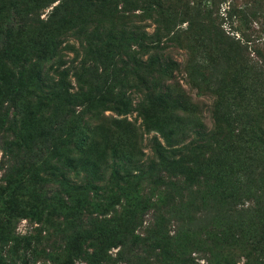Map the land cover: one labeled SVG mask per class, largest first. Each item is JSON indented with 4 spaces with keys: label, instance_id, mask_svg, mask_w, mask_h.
<instances>
[{
    "label": "trees",
    "instance_id": "16d2710c",
    "mask_svg": "<svg viewBox=\"0 0 264 264\" xmlns=\"http://www.w3.org/2000/svg\"><path fill=\"white\" fill-rule=\"evenodd\" d=\"M220 5L0 0V264H264V0Z\"/></svg>",
    "mask_w": 264,
    "mask_h": 264
},
{
    "label": "rangeland",
    "instance_id": "374dc122",
    "mask_svg": "<svg viewBox=\"0 0 264 264\" xmlns=\"http://www.w3.org/2000/svg\"><path fill=\"white\" fill-rule=\"evenodd\" d=\"M216 1H219L221 3V5H220L221 12H223L224 10L227 11L228 7L232 6L233 2L235 3V0H216ZM179 4H182V1H180ZM237 4H240V3L238 2ZM43 16L44 15H42V17ZM182 28L185 29L186 28V24H184L182 26ZM180 39L183 40V44L186 43V35H183ZM179 53L182 54L183 52H179ZM175 58H176L175 60H180L178 56H176ZM177 78L179 79L180 84L182 85V87L189 92V86L187 85V83L184 82V80H185L184 75L183 74H179V76ZM192 97L193 98L196 97L194 92L192 93ZM206 103H207V101H206ZM167 107H168V103L166 101V102H164V105L162 106V109L165 111V109H167ZM106 115H108L110 117L111 116L115 117V116H113L112 113H109V112H106ZM115 118H117V117H115ZM134 118H135V113L128 117V119H132V121H133ZM137 123H138L137 125H140V120L137 121ZM147 137L148 136L144 135L143 138H142L143 139L142 150H144V151H146V149H145L146 141L145 140L147 139ZM0 160L1 161L3 160L1 153H0ZM3 173H4V171L0 172V181H2V179H3ZM17 194H19V200L22 201V202L19 201V207H22V206L26 207L25 206L26 204H28V205L35 204V202L33 200V195L30 192H26L25 193L26 195H28V197L24 193H20L18 191H17ZM13 207H15V206L12 205V208ZM18 212H19V210H18ZM39 219L40 218H39V216H37V211H32L25 218L22 217V218L19 219V221H17V223L15 224V227H14L15 228V232H17L20 235H23V234H26L27 232L34 231L33 229H35L39 225L38 224V222H39L38 220ZM39 234H40L39 236H44L45 232L42 231ZM115 251H116V249L111 250L112 253H114ZM193 257L195 258V262L197 264H205L203 260H196L197 257H199V255L196 254V255H193Z\"/></svg>",
    "mask_w": 264,
    "mask_h": 264
}]
</instances>
